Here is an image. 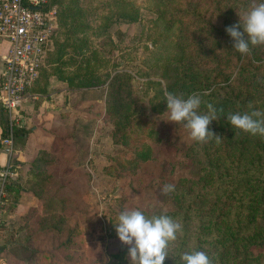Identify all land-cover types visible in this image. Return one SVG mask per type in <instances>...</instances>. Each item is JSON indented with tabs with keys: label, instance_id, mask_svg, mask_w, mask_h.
I'll list each match as a JSON object with an SVG mask.
<instances>
[{
	"label": "rangeland",
	"instance_id": "rangeland-1",
	"mask_svg": "<svg viewBox=\"0 0 264 264\" xmlns=\"http://www.w3.org/2000/svg\"><path fill=\"white\" fill-rule=\"evenodd\" d=\"M59 2L53 4L50 0L46 7L55 12V49L45 63L44 94L52 76L59 79L77 73L93 75L95 87L71 88V106L46 129L54 141L37 155L42 152L40 155L54 164L47 171L40 169L34 183L26 182L30 166L20 169L19 194H12L6 206V213L15 212L20 198L25 196L20 211L10 219V234L20 244L18 253L22 257L16 261L117 264L122 258L125 264H133L128 246L118 239L113 223L122 209H139L146 216L174 215L181 225L167 247L163 264H178L175 257L184 264L177 254L181 243V253L201 250L211 256L214 264H264L263 177L256 185L234 190L230 200H216L209 208L207 205L204 216L207 222L211 220L207 228L210 232L200 239L197 236L196 194L209 186L207 177L200 178L197 172L198 163L222 169L233 185L251 167L264 168V136L232 127L226 119L230 110L217 115L207 126L219 137L209 135L202 141L190 137L183 121L168 120L166 82L156 68L160 66L158 61L196 57V45L190 41L205 36L196 28V0L194 5L192 0ZM123 4L124 11L120 9ZM207 11L201 16L204 20L212 13ZM130 12L134 17L129 18ZM108 20L113 22L108 25ZM221 39L211 44L210 49L220 58L223 56L215 62L208 61L211 68L234 75L243 66L251 68L247 71L250 76H256L258 68L264 76V45L249 48L234 62L225 55L229 41ZM118 73L129 78L125 93L135 102L121 131V135L127 132L126 144L115 133L122 117L112 116L106 106V79ZM250 76L243 77V83L251 82ZM242 81L239 78L235 86ZM239 108L242 112L257 110L264 114V86L243 91ZM197 111L205 114L199 107ZM49 173L61 184L51 183L49 189L31 191L34 180ZM205 175L211 176L209 171ZM169 183L174 190L162 192L163 185ZM176 190L187 193L183 196ZM224 214L226 218L222 219ZM196 242L201 243L199 248Z\"/></svg>",
	"mask_w": 264,
	"mask_h": 264
},
{
	"label": "trees",
	"instance_id": "trees-1",
	"mask_svg": "<svg viewBox=\"0 0 264 264\" xmlns=\"http://www.w3.org/2000/svg\"><path fill=\"white\" fill-rule=\"evenodd\" d=\"M192 0V5H194ZM53 4L59 2V0H52ZM257 0H196V28L201 29L202 33H204L203 38H197L196 40H191L190 43L196 45V57L193 59H186L182 61H177L175 59L169 60V62L158 61L160 66L156 68V72L160 73L163 79L166 82V91L172 92L176 95H180L183 97H187L188 95L195 93L199 95L201 99V103L199 108L204 111V113L211 114L208 109V105H212V107L216 110V116L226 113L230 110V112H242L240 110L241 98L243 96V91H247L248 89H254L257 87L264 86V76L261 75L260 69L256 68L258 73L256 76H250L247 73L249 69H245L243 66H240L235 72V74H221L218 67L211 68V65L208 61L221 59L219 54H216L213 50L210 49L211 44L213 42H219L225 38V41L228 40L229 44L225 46L226 54L230 55L234 62H237L241 59V53L238 52L235 48L232 47L233 40L230 35L225 31L226 26L236 25L239 28L238 21L243 22V18L246 15L247 11L254 6ZM60 3V2H59ZM120 9L124 11L126 9V5L123 4L120 6ZM211 10L212 13H209V18L204 20L202 16L203 12L207 10ZM208 12V11H207ZM137 13V11L135 12ZM211 14V16H210ZM124 15V14H123ZM130 16L134 17L133 12H130ZM120 19V16H117L115 19ZM216 19V20H215ZM110 25L113 20H108ZM221 21V24H220ZM221 25V26H220ZM63 26L66 27V23L63 21ZM194 41V42H193ZM54 42V41H53ZM190 44V45H192ZM257 45H250V50H254ZM257 48V47H256ZM55 49V42H54ZM54 51V50H53ZM52 51V52H53ZM50 52V54L52 53ZM49 54V55H50ZM48 55V57H49ZM47 57V58H48ZM217 58V59H216ZM47 60V59H46ZM46 63V62H45ZM154 68V67H153ZM45 66L41 69L40 77L36 81L34 87L32 88V92L36 93H44L45 88L47 86V82L45 81ZM176 73V74H175ZM249 75L252 77V81L248 83H243L242 78ZM255 75V74H254ZM177 76V79L175 77ZM233 76V77H232ZM240 80L241 84L236 87L235 85ZM40 80L44 81V84L40 85ZM59 80L67 82L69 89L71 88H94L95 85L93 81V75H85L81 73H77L72 77H59ZM108 92H107V101L106 106L108 112L114 116L120 114L122 117L121 125H118L115 133L117 132L120 135V138L123 141V144H126L125 137L127 134L126 131L121 135V131L124 129L125 125H127V120L130 119L128 116V110L130 109L131 104L135 103L129 96L125 93V90L128 88L129 78L125 77V74H115L113 77L108 76L106 79ZM127 82V83H126ZM222 84V85H221ZM130 85V82H129ZM221 85V86H219ZM219 86V88L217 87ZM191 88V89H190ZM203 91H209L208 93H204ZM1 108V106H0ZM115 117V116H114ZM2 132L0 141L6 136V128L7 125L2 123ZM239 130V129H238ZM116 133V134H117ZM28 134V130L25 128L23 124L17 126L15 128V142L18 139H23ZM1 147V143H0ZM199 149V148H197ZM149 150H146L145 153H148ZM42 152H39L37 157L30 163V172L29 177L26 182H33V179L37 176L38 171L42 168V171H47L49 166H52L54 162L51 160H47L43 158ZM197 165V172L199 171V175L203 178L207 177L209 180V186H207L205 192L202 194H196V229L198 230L197 236L200 239L203 235L210 232L207 228L210 225V221L207 222L208 218L206 215V207H213L216 200L231 199L234 190L238 189H247L251 184H258L260 180L264 178V168L251 167L246 171L240 178H238L234 182V186L230 183L232 178L228 177L222 169H214L209 168L208 165L200 164ZM211 175L210 177L205 174ZM205 172V173H204ZM42 178L40 180H34L35 184L30 189L34 191L43 190L44 188H48V186L53 184H61L60 180L53 174L49 173L41 175ZM263 177V178H261ZM203 180V179H200ZM34 183V182H33ZM62 186V185H61ZM21 185L18 180L12 182L7 186V196L8 202L11 203V195L17 196L19 194V189ZM24 189V188H23ZM49 189V188H48ZM61 190V189H60ZM56 192H59L55 189ZM178 194L185 196L187 190H176ZM35 192V191H34ZM51 199H56L51 198ZM212 202V203H210ZM175 215H178L175 213ZM170 217L174 218V215ZM226 218V214L222 217V219ZM211 231L214 228H210ZM210 235V234H209ZM214 235V232L211 233ZM186 244V241L183 240ZM201 244V243H200ZM199 242H196V247L199 248ZM181 249H183V244L178 245L177 254L181 255ZM209 256V255H208ZM212 264H214L213 259L209 256ZM175 262L179 264V261L175 257ZM171 262V263H175ZM164 263V262H163ZM117 264H125L124 259L118 258Z\"/></svg>",
	"mask_w": 264,
	"mask_h": 264
},
{
	"label": "clouds",
	"instance_id": "clouds-1",
	"mask_svg": "<svg viewBox=\"0 0 264 264\" xmlns=\"http://www.w3.org/2000/svg\"><path fill=\"white\" fill-rule=\"evenodd\" d=\"M236 25L226 26L225 31L233 40L232 47L241 54L249 51L250 45H264V0H257ZM168 120L184 122L190 137L202 141L207 136L214 135L208 129L211 120L216 119V110L208 105L209 112L201 114L197 111L201 99L199 95L190 94L187 97L165 91ZM229 124L252 135L264 136V114L257 110L251 112H234L227 115ZM219 137V136H217ZM173 184H164L162 192L173 191ZM118 239L128 246L127 254L133 264H163L167 255L169 243L176 238L181 225L172 217L159 214L146 216L139 209H122L113 223ZM184 264H212L207 253L192 250L181 253Z\"/></svg>",
	"mask_w": 264,
	"mask_h": 264
},
{
	"label": "built area",
	"instance_id": "built-area-1",
	"mask_svg": "<svg viewBox=\"0 0 264 264\" xmlns=\"http://www.w3.org/2000/svg\"><path fill=\"white\" fill-rule=\"evenodd\" d=\"M50 0H0V40L9 45L1 75L0 106L6 121V136L0 141L8 161L0 167V234L8 205L7 186L20 177L13 163L15 128L23 124L26 105L42 94L32 92L46 59L54 50V11Z\"/></svg>",
	"mask_w": 264,
	"mask_h": 264
},
{
	"label": "crops",
	"instance_id": "crops-1",
	"mask_svg": "<svg viewBox=\"0 0 264 264\" xmlns=\"http://www.w3.org/2000/svg\"><path fill=\"white\" fill-rule=\"evenodd\" d=\"M9 45L0 40V84L3 70L4 60L8 51ZM50 54V53H49ZM83 91V90H82ZM77 92V91H76ZM71 90L67 83L60 81L55 77L49 78L47 93L42 94V97L31 104L24 107L23 125L28 130V134L23 139H18L15 142V153L13 163L20 166L21 169L25 166H30V162L37 156L41 149H49L53 143V137L46 133V129H50L57 117L71 106ZM2 109L0 108V137L3 124H6ZM4 119V120H3ZM8 161V155L0 147V167ZM24 165V166H23ZM24 195L20 198L18 207L15 212L8 211L4 214L1 223L0 234V264H21L16 260L21 261L22 257L18 253L19 245L11 234L12 219L20 211ZM7 210V209H6ZM20 249V248H19Z\"/></svg>",
	"mask_w": 264,
	"mask_h": 264
}]
</instances>
